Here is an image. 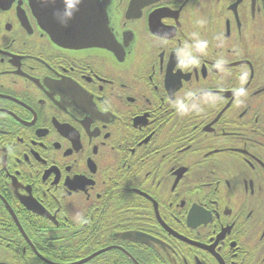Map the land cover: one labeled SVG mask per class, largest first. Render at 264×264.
Instances as JSON below:
<instances>
[{"label": "flooded vegetation", "instance_id": "obj_1", "mask_svg": "<svg viewBox=\"0 0 264 264\" xmlns=\"http://www.w3.org/2000/svg\"><path fill=\"white\" fill-rule=\"evenodd\" d=\"M0 264H264V0H0Z\"/></svg>", "mask_w": 264, "mask_h": 264}]
</instances>
